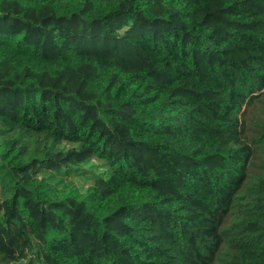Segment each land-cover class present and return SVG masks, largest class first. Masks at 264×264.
I'll list each match as a JSON object with an SVG mask.
<instances>
[{"label":"trees","instance_id":"obj_1","mask_svg":"<svg viewBox=\"0 0 264 264\" xmlns=\"http://www.w3.org/2000/svg\"><path fill=\"white\" fill-rule=\"evenodd\" d=\"M262 95L264 0H0V264H264Z\"/></svg>","mask_w":264,"mask_h":264},{"label":"rangeland","instance_id":"obj_2","mask_svg":"<svg viewBox=\"0 0 264 264\" xmlns=\"http://www.w3.org/2000/svg\"><path fill=\"white\" fill-rule=\"evenodd\" d=\"M244 119L246 127L245 139L252 152V158L249 162L247 171V175H250L251 173L260 172L264 166V138L260 140L256 139L264 130V95L258 98L245 110ZM91 164L93 166H90V169L93 172L97 173L101 171V169L103 170L101 162L96 158L91 160ZM72 179L82 190H85L91 184V180L88 177H74ZM241 217L242 215L239 212V208L233 206L228 212H222L220 214V225H229Z\"/></svg>","mask_w":264,"mask_h":264}]
</instances>
